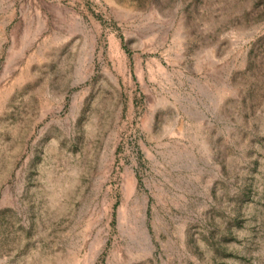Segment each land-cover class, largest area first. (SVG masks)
Wrapping results in <instances>:
<instances>
[{"label": "rangeland", "instance_id": "374dc122", "mask_svg": "<svg viewBox=\"0 0 264 264\" xmlns=\"http://www.w3.org/2000/svg\"><path fill=\"white\" fill-rule=\"evenodd\" d=\"M0 264H264V0H0Z\"/></svg>", "mask_w": 264, "mask_h": 264}]
</instances>
